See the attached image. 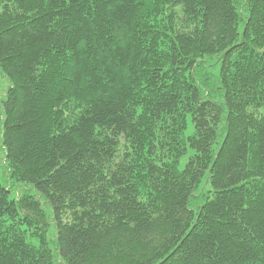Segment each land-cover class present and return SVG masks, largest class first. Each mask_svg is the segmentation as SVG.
Instances as JSON below:
<instances>
[{
	"label": "trees",
	"instance_id": "1",
	"mask_svg": "<svg viewBox=\"0 0 264 264\" xmlns=\"http://www.w3.org/2000/svg\"><path fill=\"white\" fill-rule=\"evenodd\" d=\"M0 264H264V0H0Z\"/></svg>",
	"mask_w": 264,
	"mask_h": 264
},
{
	"label": "rangeland",
	"instance_id": "2",
	"mask_svg": "<svg viewBox=\"0 0 264 264\" xmlns=\"http://www.w3.org/2000/svg\"><path fill=\"white\" fill-rule=\"evenodd\" d=\"M190 134H192V127L191 126L189 127V129L187 131V135H190ZM190 155H192V152H189V154L181 160V165H180L181 169H183L185 167ZM13 189H14V192H17V190L19 192L18 187H16V188L14 187ZM52 232L53 233L55 232L54 228L52 229Z\"/></svg>",
	"mask_w": 264,
	"mask_h": 264
}]
</instances>
